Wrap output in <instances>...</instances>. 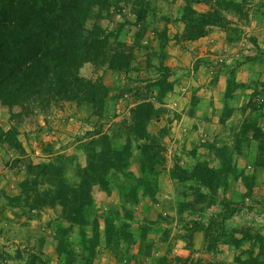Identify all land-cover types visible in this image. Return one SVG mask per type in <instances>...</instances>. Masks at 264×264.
I'll return each mask as SVG.
<instances>
[{
  "label": "rangeland",
  "instance_id": "374dc122",
  "mask_svg": "<svg viewBox=\"0 0 264 264\" xmlns=\"http://www.w3.org/2000/svg\"><path fill=\"white\" fill-rule=\"evenodd\" d=\"M124 1L120 0L113 5L108 17L99 20L97 23L106 32L113 33V35L119 26L123 25V35L120 37V41L123 43L124 50L131 52L133 59L129 72H120L122 79H119L120 77H113L112 72L108 71L106 67L93 64H85L79 71L80 76L85 80L101 79L104 84L110 86L106 106L100 118L91 108L76 106L74 103L64 102L56 107L46 108L45 112L35 110L26 116L18 115L21 112L19 107L10 108L0 105V129L4 132L15 130V138L20 145L18 149L0 143V264H27L31 254L38 256L42 264H64V257L58 256L55 240L57 228L67 226L60 219L61 208L56 206L39 211H29L22 207L23 198L20 200L19 207L11 206L12 203L8 199L20 196L19 184L28 177L26 166L55 162L59 155L74 157L75 163L84 166L86 160L82 149L84 144L92 139L91 135L95 133L108 135L112 139L113 148L120 149L124 144L122 136L125 133L119 131V126L123 122H130V110L136 104L138 96L144 94L145 85L158 79L159 67H163V72L168 74L170 82L173 78L180 79L181 72L177 68L173 69L166 65L167 52L170 48L168 41H174L175 36L178 35L179 26L176 25L175 19L178 18L179 8L175 5V0H150L158 15L164 16L168 20L165 24L166 33L167 36L172 37L167 40L165 55L163 56L159 51L160 44L155 39L151 28L143 32L142 27L135 26L133 7L131 3ZM231 1L236 4L241 3V10L237 12L226 11L230 1L216 5L217 3L214 4V0H211V3L214 4L211 10L218 12L222 22L220 21V26L210 27L207 32L224 33L225 40L232 42V45L236 46V50L239 49L238 56L233 63L227 62L226 59L221 63L217 61V64L222 65L223 68L232 67L240 60L249 61L257 58V56L264 59V29H261L264 25L261 24L262 20L259 21L256 17V13H261V9H264L260 6L263 1ZM92 23L90 20L87 27H90ZM163 27V23H160L157 30L162 31ZM224 28L225 30H223ZM226 29L231 33H229V36H232L230 37L231 40L228 39ZM136 35L141 36L139 41H136ZM154 50L160 55L153 56L151 51ZM147 51L149 52L148 55L151 54V58H147ZM244 52L247 53L244 54ZM261 63L264 64V61ZM141 67L143 68L140 69ZM220 70L227 73L226 75L223 74L226 82L228 78L235 79L234 69L230 73L228 72L229 69ZM182 75H185V72ZM136 88L139 91L136 92ZM138 92L139 95H137ZM260 92H257L256 89L253 90V101H250V107L263 106V102L260 100V95H262L259 94ZM154 94L156 93L153 92L149 96L152 102H154ZM241 104L242 101H239L238 105ZM157 106L163 110V113L158 120H152L148 128L153 134H155L154 132L159 134L160 130H165L162 135V144L165 150L164 163L162 168H157V192L153 199L139 197L135 204H129L122 200L118 190L120 187L119 180L127 182L123 177L115 178L110 175L111 190L109 193L103 192L98 186L93 187L91 193L92 206L88 210L87 216L90 223H93L94 220L97 222L98 242L90 264H159L161 260L165 261L164 264H194V262L195 264H233L236 256L241 260L247 259L249 253L242 252H249L252 244L249 240L244 241L240 249L224 245L223 240L230 236L239 239L244 234H247L249 238L260 235L264 240V152L261 153V150L264 149L263 140H260L259 144L258 140L255 142L249 138L248 142L241 144L240 149L228 150L227 155L232 160L231 167L234 169L236 177L230 176L228 178L225 188L218 190V197L228 201L229 210H232V217L221 222L222 224H218V229L216 228L217 230L213 233V236L216 237L213 248H208L202 234L204 245L195 250L192 249L194 235L192 240L187 241L189 232L184 231L185 222L200 221L208 226L210 219L221 211V207L214 205L199 213L198 208L204 205L193 207L184 205V207L180 206L183 211H179L178 205L190 203L193 199L190 191L192 184H179L172 181L170 171L175 162L183 168L192 169L199 161L188 160L187 155H201L198 153L200 147H198L197 142L194 144L195 141H186L187 145L186 142L178 138L175 143L178 144V148L175 149L178 155H174L172 153L174 147L164 145L169 139L173 141L175 137H169L173 133L170 131L167 133L166 128L158 130L156 122H160V119L166 123L172 122L176 113L174 109L158 104ZM187 110H195L194 113L201 111L196 109L193 104L191 107L188 106ZM259 129L261 130V128ZM237 130L236 133L222 137L225 139L223 140L224 147L232 148L234 136L239 135L243 131V127L241 126ZM260 132H258L257 138L261 136ZM117 135L118 137H116ZM189 138L192 137L189 136ZM184 143L186 146L182 149L181 146ZM199 144L205 145L207 143ZM135 145L136 143H133V155L129 171L139 176L140 156ZM193 146L197 149L196 153ZM192 153L194 154L192 155ZM201 157H203L202 161L207 162L212 168L218 166L219 161L213 153L209 156L203 153ZM72 164H67L65 170L68 178L76 181ZM18 174H21L20 179L17 177ZM123 206L131 211L132 219L129 221L123 218L124 214L121 210ZM109 210L120 213L121 223L126 224L123 229L130 234L133 243L130 241L129 243L120 242L118 246L106 245L103 218ZM209 226H212V223ZM81 232H84L85 239L88 240L93 235L92 226L74 227L68 234V245L65 250L70 249L74 253L72 264H79L78 261L75 262V259L84 253V246L87 243L82 242ZM181 237L185 238L186 242L185 247L181 249L184 251L183 253H180L176 247V241L178 242ZM262 246L264 247V242ZM259 250V246L255 245L252 256H256ZM228 255L231 259L230 262L227 261ZM260 260L264 264V250Z\"/></svg>",
  "mask_w": 264,
  "mask_h": 264
},
{
  "label": "trees",
  "instance_id": "16d2710c",
  "mask_svg": "<svg viewBox=\"0 0 264 264\" xmlns=\"http://www.w3.org/2000/svg\"><path fill=\"white\" fill-rule=\"evenodd\" d=\"M119 1L0 0V105L10 108L19 107L21 112L18 115L26 116L35 110L45 112L46 108L56 107L64 102L74 103L76 106L91 108L100 118L106 106L109 89L101 79L95 81L83 79L79 71L85 64H93L104 66L114 73L129 72L133 59L131 52H126L120 41L123 25H120L113 35L97 23L99 20L106 19L112 6ZM227 1H230V5L228 4L226 11L241 10L242 4H236L231 0H214V4L227 3ZM262 1L260 6L264 7V0ZM124 2L131 3L133 7L135 26L142 27L143 32L151 28L155 39L160 44V53L162 56L165 55V46L169 40L165 27L168 20L158 15L150 0H125ZM181 2L183 5L182 3L178 5V18L175 20L180 21L184 28L181 34L175 36L174 41L198 40L208 34L210 27L221 25L219 23L222 20L218 12L211 10L214 5L211 0H181ZM200 2L208 4L207 12L198 13L192 8L193 3ZM90 20L93 23L87 27ZM160 23L164 25L162 31L157 30ZM229 33H227L228 36L231 34ZM135 37L136 41L141 38L140 35ZM230 37L232 36L228 37L229 40H231ZM147 53L149 52H146L147 58H151V54ZM151 53L153 56L160 55L155 50ZM252 60L264 61L263 57L259 56L250 59ZM228 72L233 71L228 70ZM158 73V79L145 85L144 94L137 93L139 98L130 110V122L120 124L119 131L125 133L122 136L124 144L120 149L113 148L112 139L108 135L92 134V139L85 143L82 149L86 160L84 166L75 163L74 157L60 155L55 162L29 164L26 166L28 177L19 184L20 196L8 198L13 207H19L20 200L23 198L22 207L29 211L56 206L61 208L60 219L67 226L57 228L55 240L58 256L64 257V264H72L74 260V253L70 249L65 250L68 245V234L74 227L87 226H92L93 235L86 240L84 232H81L82 242L87 243L84 246V253L78 259L76 258L75 262L91 263L90 260L98 242L97 222L94 220L90 223L87 216L92 206L93 187L98 186L103 192L109 193L110 175L115 178L123 177L127 182L119 180L118 190L122 200L129 204H135L139 197L153 199L157 192V168H162L164 163L165 150L162 135L165 130H160L159 134H153L148 128L149 123L152 120H158L163 113L157 104L161 105L166 95L173 89V84L168 80V74L163 72L162 66L159 67ZM238 87L239 85L232 78H228L224 97L230 99ZM137 91H139L138 88H136ZM153 92L156 93L154 102L149 99ZM242 127L243 131L234 136L232 148L222 146L213 151L219 161L216 168H212L205 161H199L188 170L175 162L170 171L172 181L179 184H192L190 191L193 199L190 203L178 205L180 212L183 211L180 206L184 207V205L190 207L204 205L198 208L199 213L214 205L221 207V211L210 219L209 225L212 223V226H207L200 221L185 222L184 231L189 232L187 241L192 240L194 233L200 232L208 248H213L216 240L213 233L218 229V224L232 217L228 201L218 197V190L225 188L228 178L236 177L231 167L232 160L227 152L240 149L242 143L248 142L249 133L253 135L252 139L255 142L256 140L259 144L260 140L264 142V134L255 122H244ZM258 132L261 133L258 137L260 139L256 137ZM0 143L12 148H20L15 138V130L4 132L0 129ZM133 143H136V150L140 156L139 176L129 171ZM263 152L264 149L261 150V153ZM71 163H73L72 169H74L76 181L69 179L65 170L67 164ZM121 210L124 220L132 219L131 211L126 206H123ZM109 211L103 218L106 245L118 246L120 242L129 243L130 241L133 243L130 234L123 229L126 224L121 223L120 213ZM247 240L250 244L252 243L249 252L242 253H249L248 258L241 260L236 256L233 264H262L260 257L264 250L262 246L264 240L260 235L249 238L247 234H244L239 239L230 236L223 242L224 245L240 249L242 243ZM253 245H258L260 249L254 257L252 256ZM160 262L159 264L165 263L163 260ZM27 264L42 263L38 256L31 254Z\"/></svg>",
  "mask_w": 264,
  "mask_h": 264
},
{
  "label": "crops",
  "instance_id": "0c3cea01",
  "mask_svg": "<svg viewBox=\"0 0 264 264\" xmlns=\"http://www.w3.org/2000/svg\"><path fill=\"white\" fill-rule=\"evenodd\" d=\"M181 3V0H175L177 7ZM192 8L198 13H205L209 10L208 4L203 2L193 3ZM256 17L257 20H262L261 24L264 25V9H261V13H256ZM175 23L179 26L178 34H181L184 25L178 20H175ZM261 29H264V26ZM169 37L172 38L171 36ZM232 44V42L225 40L224 33L219 32L217 34L213 31L195 41L169 42L170 48L167 52L168 59L166 65L173 69L177 68L181 74L179 80L175 78L171 80L173 90L166 95L163 103L159 106L174 109L176 114H174L175 119L172 122L166 123L160 119V122H156V125L158 126V130L166 128L167 133L169 131L173 133L172 136H169L175 137L173 141L168 138L167 144L165 143L164 145L174 147V152H172L174 155H178L175 152L176 147L178 148V144H175L178 138L182 139L183 142L192 140L195 141L194 144L197 142L199 145L198 153H201V155H193L194 153H192L193 156L189 154L187 155V159L194 162L202 161L203 157L201 156L203 153L209 156L215 149L222 147L225 144L223 143L225 139L222 137L236 133L238 131L237 129L242 126L245 120L255 122L264 134L263 63L259 60H240L234 66L227 68L229 70H235L234 82L239 87L234 91L230 99L224 97L226 78L223 77V74L226 75L227 73L221 72L220 69L226 68L217 64V61L221 63L226 59L227 62L233 63L234 59L238 56L237 52L239 49L236 50V46ZM246 53L244 52V54ZM184 72L185 75H182ZM111 74L115 78L120 77L119 79H122L119 73L112 72ZM121 74L125 75L124 73ZM106 86L110 89L109 85ZM118 86L120 85L118 84ZM255 89L257 92L261 91L259 94L263 95H260L263 106L250 107L251 105H249L250 101H253L252 93ZM239 101H242L240 106L238 105ZM192 104L196 109H200L201 111L195 113V110L188 111V106L191 107ZM154 133L156 134V132ZM189 136L192 138H189ZM252 136L249 133L248 139H252ZM250 142L252 143V141ZM199 143L207 144L200 145ZM185 146L184 143L181 148L183 149ZM193 149L196 153L197 149H195V146H193ZM17 177L20 179L21 174H18ZM178 240V242L176 241V247L180 250V253H183L184 251H181V249L185 247L186 242L182 238ZM193 243L192 249L196 250L203 247L202 233H194ZM230 260L228 255L227 261L230 262Z\"/></svg>",
  "mask_w": 264,
  "mask_h": 264
}]
</instances>
